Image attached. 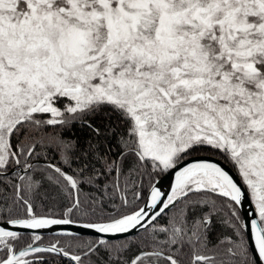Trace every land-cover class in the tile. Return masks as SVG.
<instances>
[{
	"label": "snow or ice",
	"instance_id": "6c2138e0",
	"mask_svg": "<svg viewBox=\"0 0 264 264\" xmlns=\"http://www.w3.org/2000/svg\"><path fill=\"white\" fill-rule=\"evenodd\" d=\"M0 264H264V0H0Z\"/></svg>",
	"mask_w": 264,
	"mask_h": 264
}]
</instances>
